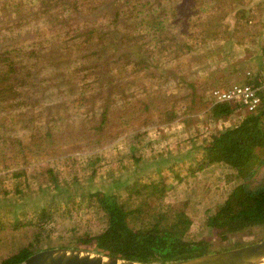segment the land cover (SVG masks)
Returning a JSON list of instances; mask_svg holds the SVG:
<instances>
[{"label":"rangeland","instance_id":"1","mask_svg":"<svg viewBox=\"0 0 264 264\" xmlns=\"http://www.w3.org/2000/svg\"><path fill=\"white\" fill-rule=\"evenodd\" d=\"M113 2L0 0V57L5 52L26 54L28 50L13 44L14 38L38 31L46 23L45 15L57 7L71 13L64 27L73 36L57 44L55 51L71 48L75 55L86 37H98L107 29V10L118 6L126 37L145 39L142 46L159 58V67L147 74L130 61L111 58L108 66L114 64V72L117 67L120 72L111 84L102 82L108 100L93 96L97 87L93 78L72 79L44 60L33 62L28 70L16 66L19 70L13 76H0L4 79L0 110L6 106L3 119L0 113V132L8 129L11 136L25 141L33 133L40 135L39 144L24 158L14 152L10 141L6 143L11 148L4 146L8 152L0 154V261L31 242L38 250L71 247L95 252L88 237L100 232L104 221L84 194L100 187L111 190L113 181L118 185L112 190L121 200L140 208L128 221L131 226L148 223L151 213L169 204L184 207L192 220L189 233L195 239L206 237L210 252L264 237V223L222 236L206 228L204 217L224 198L232 185V172L216 165L189 173L199 160L203 139L246 111L236 109L224 119L207 116L212 89L254 81L251 75L258 71L264 49V0H144L139 6L143 19L160 22L155 36L151 31L146 36L134 26L130 16L136 13L128 0ZM59 31V35L48 36L50 44L65 36L64 30ZM166 33L172 42L184 45L175 51L168 39L155 40ZM32 35L41 40L46 37ZM26 43L23 38L20 45ZM50 51L36 54L44 57ZM11 87L22 92L18 95ZM131 147L135 148L133 155L140 157L137 164L131 161ZM95 150L99 160L91 165L85 157ZM260 154L264 157V149ZM18 156L23 160L14 158ZM48 170L57 181L69 182L68 190L49 184ZM14 172L18 175L13 176ZM158 179L165 185L160 195L156 189L144 196L127 194L128 187L124 188L133 181L140 185ZM260 179H264V163L253 177ZM40 208H48L50 218L39 228L35 215Z\"/></svg>","mask_w":264,"mask_h":264},{"label":"trees","instance_id":"2","mask_svg":"<svg viewBox=\"0 0 264 264\" xmlns=\"http://www.w3.org/2000/svg\"><path fill=\"white\" fill-rule=\"evenodd\" d=\"M83 1L86 3L89 0ZM94 1L114 3L113 0ZM128 1L136 13L130 16V18L135 19L134 26L138 29L141 28L146 36H148L149 31L152 32V36H155L160 22L153 19L148 22L143 19L141 16L143 10L139 9V6L144 0ZM59 8L61 7L54 8L45 15L46 23H43L38 31L14 38L13 44L21 49L28 50V52L21 56L5 52L6 55L0 57V76L2 74L13 76L19 70V67L16 68V66L28 70L34 65L33 62L39 63L44 60L48 66L58 71L63 70L72 79L78 77L93 78L94 82L97 83L93 96L107 99V89L102 82L105 80L108 85L111 84L112 79L117 77L120 72L119 67L114 72V68H112L114 64L111 67L108 66L111 58L130 61L135 67L141 66L145 69V74H147V71L154 73V67H159V58L153 56L154 51L147 46H142L146 42L145 39L139 37V41H134L126 37L128 31L119 23L124 17L120 14L118 6L113 7L112 11L107 10L110 13L105 20L107 29L98 37H86L83 47L75 55L71 48L65 52L55 51L57 50V44L73 36L70 34L68 26L64 27V24L68 21L67 18L71 17V13ZM137 17L141 19L137 20ZM61 26L64 28L57 29ZM59 30H64L65 36L62 35L55 43L50 44L48 36L51 34V37L55 34L59 35ZM35 33L46 34V37L42 40L35 39L32 35ZM23 38L27 40L28 44L21 46L20 43ZM150 38L152 37L147 39ZM164 38L168 39L169 44L172 43V49L175 51L184 45L179 41L172 42V38L167 33L155 40ZM159 49L161 47L156 48V50ZM42 50L52 51L45 54L44 57L36 54V52ZM113 61L117 60L114 59ZM3 80L0 79V82H3ZM25 81L27 80L21 81V84H25ZM101 84L102 88L100 87ZM9 89H15L18 95L22 92L18 87ZM259 99L260 101L252 110H247L245 105L240 102H214L211 100L207 109V116L211 119H224L236 109L246 111L235 122L212 132L207 139H203L202 146L199 147L201 149L199 160L190 167V174L194 173V170L200 172L216 165H221L232 172L230 180L232 185L224 198L217 202L216 208L204 217L206 228L214 231L218 230L221 236L226 232L241 231L264 223V179L253 180L257 169L264 163V157L260 154L264 149V94L261 93ZM35 107L39 108L40 105ZM5 108L6 106L3 105L0 113H3ZM4 114H1V119H3ZM32 129L34 131L35 127ZM0 133V154L8 152L6 148L4 149V146L10 147L6 143L8 141L11 142L9 144L14 146V152L20 154L22 158H24L27 151L39 144L40 135L38 133L29 135L28 141L11 136L8 129H3ZM39 149L40 146H37L35 151L37 152ZM134 149V147L130 148V158L132 163L137 164L140 162V157L133 155ZM21 157L14 158L23 160ZM85 159L93 165L94 161L99 160L98 150L88 154ZM2 160L3 158H0V161ZM48 172L49 184L68 190L69 182L65 180L57 181L56 175L52 174L50 170ZM12 175L17 176L18 172H14ZM135 181L130 186L124 185V188L128 187L127 194L142 193L144 196L154 193L153 190L156 189L157 195H160L165 190V185L161 179L154 183H142L140 185ZM113 183L111 190L100 187L98 190L88 191L84 194L88 200L93 201L94 207L101 212L104 221L103 229L88 237V242L92 243L93 251L138 262H166L210 252L206 237L195 239L189 233L192 220L187 215L184 207H173L167 204L165 207L157 208L151 213V221L148 223H143L137 227L129 225L128 221L136 217L135 213L138 214L140 208L131 207L124 200H121L115 189L112 190L113 187H117L118 183L117 181H113ZM35 218V221H39L37 227L40 228L44 221H48V218H50L48 208H40ZM36 233L32 236L34 240L36 239ZM36 251L38 249L31 242L15 253L4 257L0 264H17Z\"/></svg>","mask_w":264,"mask_h":264},{"label":"water","instance_id":"3","mask_svg":"<svg viewBox=\"0 0 264 264\" xmlns=\"http://www.w3.org/2000/svg\"><path fill=\"white\" fill-rule=\"evenodd\" d=\"M263 262L264 237L247 245L166 262H138L79 248L53 247L38 250L17 264H263Z\"/></svg>","mask_w":264,"mask_h":264},{"label":"built area","instance_id":"4","mask_svg":"<svg viewBox=\"0 0 264 264\" xmlns=\"http://www.w3.org/2000/svg\"><path fill=\"white\" fill-rule=\"evenodd\" d=\"M251 76L254 77V82L242 85L233 84L225 89H212L210 91L211 100L214 102H240L245 105L247 110H252L260 101L259 95L264 94V50L260 56L259 69Z\"/></svg>","mask_w":264,"mask_h":264},{"label":"bare ground","instance_id":"5","mask_svg":"<svg viewBox=\"0 0 264 264\" xmlns=\"http://www.w3.org/2000/svg\"><path fill=\"white\" fill-rule=\"evenodd\" d=\"M263 264H264V262H263Z\"/></svg>","mask_w":264,"mask_h":264}]
</instances>
